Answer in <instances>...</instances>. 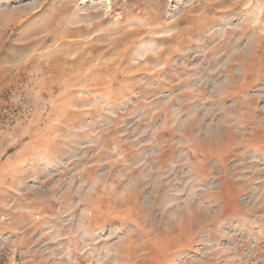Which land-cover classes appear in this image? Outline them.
I'll return each instance as SVG.
<instances>
[{
	"label": "rangeland",
	"instance_id": "374dc122",
	"mask_svg": "<svg viewBox=\"0 0 264 264\" xmlns=\"http://www.w3.org/2000/svg\"><path fill=\"white\" fill-rule=\"evenodd\" d=\"M0 264H264V0H0Z\"/></svg>",
	"mask_w": 264,
	"mask_h": 264
}]
</instances>
